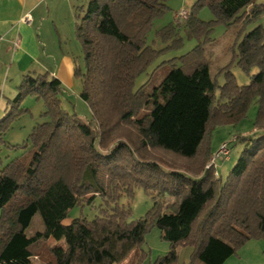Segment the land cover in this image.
<instances>
[{"label":"trees","instance_id":"trees-1","mask_svg":"<svg viewBox=\"0 0 264 264\" xmlns=\"http://www.w3.org/2000/svg\"><path fill=\"white\" fill-rule=\"evenodd\" d=\"M201 8L214 16L198 19ZM167 10L166 0H88L77 8L75 38L81 46L82 100L90 110L85 121L63 110V87L49 73L26 74L0 119V142L9 124L26 110L27 96L42 100L47 122L36 124L23 144L20 158L0 164V264H31L32 249L52 239V264H119L156 227L169 251L152 264H177L176 248H193L187 264H223L250 240H264V2L256 0H195L183 29L197 46L181 58L152 88L135 89L136 78L158 53L146 44L153 21ZM216 23L240 24L237 53L218 70V85L209 72L205 45ZM257 24V25H256ZM254 26L245 32L248 26ZM179 27L169 24L156 31L170 40ZM250 82L238 86L231 64ZM257 101L254 127L238 137L244 145L225 179L214 168L208 131L242 120ZM161 151L182 161L166 165ZM140 187L155 200L146 215L129 220L132 199ZM173 199L161 206L157 198ZM97 215L68 223L75 207L94 206ZM38 214L43 231L28 238L25 230ZM141 252L136 258L139 264Z\"/></svg>","mask_w":264,"mask_h":264},{"label":"rangeland","instance_id":"rangeland-1","mask_svg":"<svg viewBox=\"0 0 264 264\" xmlns=\"http://www.w3.org/2000/svg\"><path fill=\"white\" fill-rule=\"evenodd\" d=\"M88 0H69L68 4L63 3V5L58 7V14L56 15L60 19H68L69 22H73L74 26L78 20L77 8L80 6L85 7ZM195 0H166L167 10L165 13L156 18L151 26V29L146 35V44L158 53L157 57L151 65L146 69L145 72L140 74L134 83L135 89L141 86H145L144 90L147 93L152 91V88L157 86L160 81L164 78L167 72L171 68V64L175 66H181V58L187 53L191 52L198 44V41L194 38H189L183 29V23L187 22L188 11L193 5ZM257 3H263L264 0H256ZM182 11H185L186 16L184 18L176 17ZM198 19L202 22H210L214 20V16L207 8H201L198 12ZM173 24L179 27L176 31V35L170 40L163 41L159 36L156 35V31L162 29L163 27ZM258 24L264 26V18L260 20ZM257 25V24H256ZM248 26L245 32L250 31L254 26ZM240 24H234L231 26H225L221 23H216L209 35L210 43L205 45L204 56L208 61L210 75L218 85H222L224 82V73H219L218 70L225 67L231 62L233 54L237 53V43L239 32L241 30ZM75 63L80 70L83 68L82 55L75 57ZM229 71L234 76V81L238 86L248 85L250 82L251 74H255L257 71L254 70L252 73L247 74L237 65L234 61ZM80 82V79L75 76ZM21 79H18L20 82ZM19 84V83H17ZM80 84V83H79ZM16 93V92H15ZM13 93H8L7 90L4 94V104L7 99H12ZM0 88V97H1ZM61 99V107L63 110L67 111L69 114L75 113L81 119L87 121L90 118V110L88 106L80 100L75 95H62L59 96ZM21 109L26 110L19 118L13 120L2 137L0 142V164L5 166L10 162V160L15 158H20L22 154L27 149L13 148V146L21 145L25 142L30 134L32 128L36 124L47 122L48 119L43 116L45 111V105L42 100H37L33 96H27L21 103ZM258 103L253 101L242 120L233 124L217 125L209 129L207 133V139L209 140V148L212 156L218 151L222 143L233 139L230 145V152L228 160L219 159L216 160L215 166H209L208 168H214L215 174L221 179H225L228 172L232 169L236 163L241 150L243 149V144L240 142L238 137L246 136L250 134L254 127V121L257 114ZM156 157L166 165L172 166L173 164L182 167V161L178 158L173 157L167 153L161 151H156L154 153ZM210 158V160H211ZM209 160V162H210ZM209 162L206 164L205 169ZM132 199H129L125 195H122L119 199V204L125 208H130L129 220L135 221L146 215V213L153 207L155 200L147 195L144 190L140 187H136L133 190ZM160 202L165 206L170 205L173 199L169 197L157 198L156 202ZM174 202V201H173ZM101 205V201L97 198L94 202V206L90 207H75L70 210L68 218L64 223L70 222L72 219L78 217H84L85 219L91 221L98 211V207ZM41 218L36 214L29 227L25 230L26 237L30 238L38 232L43 231V224H41ZM55 244V241L49 239L48 241H41L33 249V257L31 259V264H52L51 257L48 251V247ZM142 246L135 248L127 258L119 264H135L136 258L139 257L140 253L143 252V259L140 260L139 264H152L159 257L165 256L169 251V243L162 240L161 233L156 227H151L144 236V241ZM193 252V248L190 246H179L176 248L177 253V264H187Z\"/></svg>","mask_w":264,"mask_h":264},{"label":"crops","instance_id":"crops-1","mask_svg":"<svg viewBox=\"0 0 264 264\" xmlns=\"http://www.w3.org/2000/svg\"><path fill=\"white\" fill-rule=\"evenodd\" d=\"M68 1L0 0V119L16 95L18 79L26 74L49 73L63 87L60 96L79 98L81 81L74 70L81 46L73 22L56 15L58 7ZM25 15L31 17V24L21 21ZM6 90L14 96L4 104ZM223 264H264V240L248 241Z\"/></svg>","mask_w":264,"mask_h":264},{"label":"built area","instance_id":"built-area-1","mask_svg":"<svg viewBox=\"0 0 264 264\" xmlns=\"http://www.w3.org/2000/svg\"><path fill=\"white\" fill-rule=\"evenodd\" d=\"M187 13H185V11H182L179 15H177L176 17L178 18H184L186 16ZM23 23L25 24H31V17L29 15H25L22 20ZM233 139H230L224 143H222V145L220 146V148L218 149V151L212 156L207 168L209 166H215V162L216 160L219 159H223V160H228V156H229V150H230V145L232 144Z\"/></svg>","mask_w":264,"mask_h":264}]
</instances>
